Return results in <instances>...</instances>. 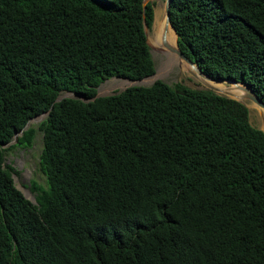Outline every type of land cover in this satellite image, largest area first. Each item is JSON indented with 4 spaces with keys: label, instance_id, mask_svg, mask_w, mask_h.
Listing matches in <instances>:
<instances>
[{
    "label": "trees",
    "instance_id": "obj_1",
    "mask_svg": "<svg viewBox=\"0 0 264 264\" xmlns=\"http://www.w3.org/2000/svg\"><path fill=\"white\" fill-rule=\"evenodd\" d=\"M169 10L183 53L264 101V0ZM153 18L143 0H0V264H264V130L243 102L162 79L55 100L154 73ZM47 110L32 201L4 145Z\"/></svg>",
    "mask_w": 264,
    "mask_h": 264
},
{
    "label": "rangeland",
    "instance_id": "obj_2",
    "mask_svg": "<svg viewBox=\"0 0 264 264\" xmlns=\"http://www.w3.org/2000/svg\"><path fill=\"white\" fill-rule=\"evenodd\" d=\"M147 1L152 2L153 10H154V18L152 25L146 29L147 39L149 42L151 55L155 65L154 73L150 74L151 76L148 75L151 78L146 77L147 78L146 79L144 78L145 76L142 77L144 80H148V81H144L142 78H139L143 82L140 81V82H132V83L130 82L131 79L129 80L126 77H119V76L108 77L105 80H103V82H101V84L97 87L98 92H100L101 94H110L115 91L122 90L123 88L129 85H134V84L149 85L156 79H162L171 85H173L175 82L180 81L190 87L207 88V86L202 84V82L196 81L192 76L187 75L186 72L180 71L177 66H174L172 67V69L167 70L169 65L165 58V55H167L165 51V44L163 43V47H162L159 44V40L157 41L159 37H162L160 31L162 26L160 25L158 27L157 24L160 22L163 25L164 20L161 19L160 21H157L156 19V22H154L156 18L155 16L157 13V8L160 10L162 18L164 17L166 22L165 0H147ZM121 78L125 79V81H122ZM232 83L228 81L224 82V84L230 86H233ZM215 90L218 91L216 88ZM65 92L68 91L63 90L60 92V95L64 94ZM218 92L225 94V92H221V91ZM248 116L250 122L253 125L260 127L264 130V127H262L264 126L263 124L264 122L262 121L260 114L256 108L250 109L248 107ZM40 117L41 116L38 117L36 116L30 123L35 128V132L31 144L29 145L16 144L15 146L8 148L12 143L16 142V140H13L10 143L4 145L7 148L4 155L5 163H8L13 167L12 177L14 183L19 189L23 190L27 196L33 195L35 193L34 191L31 190L30 187L31 179H35L38 183H42V184L44 183L45 180V175L39 167V154L42 148L43 141H42V131L39 129L38 124L44 118V116L41 118Z\"/></svg>",
    "mask_w": 264,
    "mask_h": 264
},
{
    "label": "bare ground",
    "instance_id": "obj_3",
    "mask_svg": "<svg viewBox=\"0 0 264 264\" xmlns=\"http://www.w3.org/2000/svg\"><path fill=\"white\" fill-rule=\"evenodd\" d=\"M155 17L156 18H155L154 22H156V19H157V21H160L161 19L164 20L163 25L160 22L157 24L158 27L160 25L162 26V28L160 29L162 37H159L157 39V41L159 40V44L162 47H163V43L165 44V51L167 54V55H165V58H166L168 65H169L167 70L172 69V67H174V66H177L180 71L186 72L187 75L192 76L196 81H200V82H202V84H204L206 86L215 87L218 91L225 92L226 94L233 95V96L239 97L241 94H244V92L248 88L245 84H239L238 85V84L233 82L232 83L233 86H230V85L224 84L225 81L212 80V79H210L204 75H201L199 73H196L195 75L191 74L189 72V69H190L189 63L187 61H185L183 58H181L178 54H176V52L172 49V47H176V34H175L172 26L170 25L169 22H165V19H164V17L162 18V15H161L160 10L158 8H157V13H156ZM167 70H166V72H167ZM147 77L151 78L149 76H147ZM121 80L125 81V79H123V78H121ZM140 81H141L140 79H138V81L133 80V79L130 80L131 83L132 82H140ZM144 81H148V80H144ZM141 82H143V81H141ZM68 94H70L69 91L65 92L61 96L68 95ZM242 99L246 102L247 106L250 109L256 108L258 110L260 117H261L262 121L264 122V113H263L264 107H262L261 105H259L258 103H256L255 101H253L249 98L245 99V97H243ZM250 112H252V111H250ZM39 116H41V115H39ZM32 120L33 119L30 120V123ZM262 127H264V126H262Z\"/></svg>",
    "mask_w": 264,
    "mask_h": 264
},
{
    "label": "water",
    "instance_id": "obj_4",
    "mask_svg": "<svg viewBox=\"0 0 264 264\" xmlns=\"http://www.w3.org/2000/svg\"><path fill=\"white\" fill-rule=\"evenodd\" d=\"M146 3H147V0H143V6H145ZM169 8H170V0H165V17H166V22H169V23H170V25L172 26V28H173V30H174V32H175V34H176V47H172V49L176 52V54H178L181 58H183L185 61H187V62L189 63V65H190L189 72H190L191 74H194V75H195L196 73H199V74L204 75V76H206V77H208V78H210V79H212V80H224V81H228V82H231V83L234 82V83H236V84H238V85H239V84H245L248 88L246 89V91L244 92V94H241L239 97H238V96L229 95V94H226V93H225L224 95H227V96L233 97V98H235V99H237V100L243 102L246 106H247V104H246V102H245L242 98H243V97H245V98H249V99L255 101L256 103H258L259 105H261L262 107H264V101H263V100H262V99H261V98H260L255 92H254V90L251 88L250 85H248V84L245 83V82H242V81H239V80H235V79H230V78H216V77H212V76L206 74V73L201 69V67H200L195 61H193L189 56H187L185 53H183V52L180 50V48L178 47V44H177V33H176V31H175L174 26H173V25L171 24V22H170V10H169ZM147 28H148V25L145 23V24H144V30H145V34H146V39H147V31H146ZM147 42H148V39H147ZM148 44H149V42H148ZM150 51H151V50H150ZM147 76H148V75H147ZM130 79L138 80L139 78H130ZM100 84H101V83H100ZM207 88H210V89H212L213 91H215V92H217V93H220V92L216 91L214 87L207 86ZM67 91H69V90H67ZM118 91H120V90H118ZM69 92H70V94H68V95H63V96H61L60 94H58L55 100H60L62 97H65V96L78 97V98H81V99H83V100H89V99H94L96 96H99V95H106V94H101L100 92H98V90H97L95 96H92V97H88V96H86V95H84V94H81L80 92H77V91H69ZM220 94H222V93H220ZM51 107H52V106H51ZM47 113H48V110H47V111H44V112H42V113H40V114H38V115H36V116L41 115V117H43V116H45ZM36 116L31 117V118L25 123V125H24L20 130L16 131V132L13 134V138H12V140L8 141V142L5 143V144H8V143H10V142L13 141V140H17L18 136H19L20 134H22L23 130H24L25 128H27V127L30 125V120H31V119H34ZM41 117H40V118H41ZM20 190H21V189H20ZM21 191L23 192V194H24L27 198H29V199L32 200V201H35V196H34V195L27 196V195L24 193L23 190H21Z\"/></svg>",
    "mask_w": 264,
    "mask_h": 264
}]
</instances>
